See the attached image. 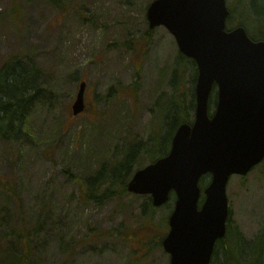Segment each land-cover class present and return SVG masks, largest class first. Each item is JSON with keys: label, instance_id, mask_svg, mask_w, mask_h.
I'll use <instances>...</instances> for the list:
<instances>
[{"label": "rangeland", "instance_id": "1", "mask_svg": "<svg viewBox=\"0 0 264 264\" xmlns=\"http://www.w3.org/2000/svg\"><path fill=\"white\" fill-rule=\"evenodd\" d=\"M150 1L0 0V69L6 60L19 57L30 75L31 64L39 70L37 85L46 89L31 112V135L8 142L0 138V187L10 182L17 199L0 188V204L6 202V210L23 218L7 216L10 224L0 233L31 232L38 220L32 213L47 205L39 212L44 224L37 232L42 264H169L161 245L142 247L139 235H132L145 218L148 195L129 193L102 205L77 199L78 173L109 159L112 144L147 138L151 106L169 86L178 50L163 26L149 30L142 53L139 42L134 44L137 53L123 45L149 29L145 11ZM191 73L192 68L186 79ZM82 80L87 83L86 108L72 116L70 105ZM124 86L138 91L117 102L122 98L116 95L125 93L117 88ZM214 101L212 93L210 110ZM203 178L202 188L210 177ZM226 195L228 222L247 239L254 238L264 228V162L245 176H232ZM172 208L170 201L153 212V223L160 226L158 240L167 232ZM124 226L128 234L116 236ZM86 231L96 239L84 238Z\"/></svg>", "mask_w": 264, "mask_h": 264}, {"label": "water", "instance_id": "2", "mask_svg": "<svg viewBox=\"0 0 264 264\" xmlns=\"http://www.w3.org/2000/svg\"><path fill=\"white\" fill-rule=\"evenodd\" d=\"M227 15L226 0H152L146 9L148 27L164 26L197 67L192 123L180 124L168 153L137 169L126 185L130 193L149 195L154 207L174 193L161 242L169 264H210L226 233L229 178L264 159V40H252L242 26L226 30ZM85 87L80 82L74 116L85 108ZM206 174L210 181L202 190Z\"/></svg>", "mask_w": 264, "mask_h": 264}, {"label": "trees", "instance_id": "3", "mask_svg": "<svg viewBox=\"0 0 264 264\" xmlns=\"http://www.w3.org/2000/svg\"><path fill=\"white\" fill-rule=\"evenodd\" d=\"M227 7L229 10L226 20L227 29L242 26L251 39L264 40V0H228ZM149 33L148 29L140 38L125 42L123 45L137 53V47L134 44L137 45L139 42L142 53L143 40L148 38ZM31 66L33 67L30 70L32 75L25 71L17 57L6 60L4 67L0 70V138L6 142L8 140L16 141L18 137L26 136V134L31 135V112L37 102L38 95L46 90L44 86L37 85L36 79L39 70L33 64ZM191 68L192 73L189 79H186V74ZM196 76L197 70L194 62L177 51L172 64L169 86H166L167 90L158 94L151 106V132L146 139L139 141L132 139L130 143L122 141L112 144L109 159L99 161L96 167L88 173H78L77 171L76 173L81 175V179L77 184L75 180L72 181L77 185L78 200L102 205L129 195L126 190L127 181L136 168L142 167L140 164L142 159L149 163L157 157L167 154L177 127L182 123L193 121ZM25 77L27 78L25 79ZM71 78L75 79V75H72ZM187 82L191 86H186ZM121 90L125 93L121 96L116 95L118 98H122L117 99V102L125 101L126 96H135L138 87L124 86L117 88V93ZM213 94L215 96V91ZM107 95H110V92ZM203 177L205 178V176ZM10 186L12 184L9 182L8 185L4 184L0 188L10 194L12 192ZM11 195V199L17 202L13 192ZM8 198L9 196H7ZM173 198L174 196L171 194L169 202ZM46 207L48 206L44 205L37 212L32 213L38 217V220L34 221L31 232L21 230L14 232L12 236H6L3 234L4 232L0 233V264H42V260L38 256L40 242L37 232H40L41 224H44L39 221L41 215L39 212L41 209L46 210ZM6 208H8L6 202L0 204V231L4 225L10 224L7 216L10 215L12 221L23 219L20 213L8 211ZM154 210L155 208L148 199L144 204L142 214L145 218L136 228L139 232L132 233L136 237L137 234L139 235L137 238L141 242L140 245L145 248L154 243L161 245L162 238L158 240L160 235H157L160 226L153 223ZM228 221L225 236L219 239L214 246L210 264H264V228L254 238L247 239L237 227L231 226ZM128 229L129 227L124 226L117 231L116 236L128 234L126 231ZM89 231L93 232L94 228H90ZM90 232L86 231L83 237L89 236L88 238L95 240L96 237L90 235ZM100 233L104 232L97 233V237L104 240ZM108 236V234L105 235V237Z\"/></svg>", "mask_w": 264, "mask_h": 264}, {"label": "bare ground", "instance_id": "4", "mask_svg": "<svg viewBox=\"0 0 264 264\" xmlns=\"http://www.w3.org/2000/svg\"><path fill=\"white\" fill-rule=\"evenodd\" d=\"M226 2H227V0H226Z\"/></svg>", "mask_w": 264, "mask_h": 264}]
</instances>
